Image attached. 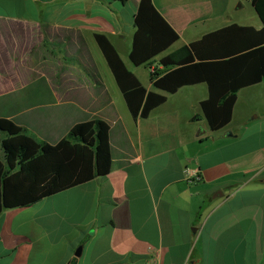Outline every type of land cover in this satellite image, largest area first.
Masks as SVG:
<instances>
[{
	"label": "crops",
	"instance_id": "crops-1",
	"mask_svg": "<svg viewBox=\"0 0 264 264\" xmlns=\"http://www.w3.org/2000/svg\"><path fill=\"white\" fill-rule=\"evenodd\" d=\"M139 3L0 0V119L51 145L100 119L112 159L107 176L0 213V264H264V84L239 90L215 132L205 83L133 120L94 39L152 91L161 58L231 24L260 29L252 2L152 0L178 40L135 67ZM187 168L201 180L188 183Z\"/></svg>",
	"mask_w": 264,
	"mask_h": 264
},
{
	"label": "trees",
	"instance_id": "trees-1",
	"mask_svg": "<svg viewBox=\"0 0 264 264\" xmlns=\"http://www.w3.org/2000/svg\"><path fill=\"white\" fill-rule=\"evenodd\" d=\"M251 2L260 29L231 24L161 58L158 66L165 71L149 74L152 91L125 67L104 35H95L132 119L146 118L166 101V95L184 86L205 83L208 97L200 102L201 111L211 131L223 129L231 120L239 90L264 84V0ZM134 25L129 61L135 67L147 65L178 40L152 0H140ZM0 133V213L29 207L110 172L109 126L100 119L75 124L53 145L10 120L0 119Z\"/></svg>",
	"mask_w": 264,
	"mask_h": 264
},
{
	"label": "built area",
	"instance_id": "built-area-1",
	"mask_svg": "<svg viewBox=\"0 0 264 264\" xmlns=\"http://www.w3.org/2000/svg\"><path fill=\"white\" fill-rule=\"evenodd\" d=\"M185 179L188 183L199 182L201 180V175L197 169H185Z\"/></svg>",
	"mask_w": 264,
	"mask_h": 264
},
{
	"label": "water",
	"instance_id": "water-1",
	"mask_svg": "<svg viewBox=\"0 0 264 264\" xmlns=\"http://www.w3.org/2000/svg\"><path fill=\"white\" fill-rule=\"evenodd\" d=\"M81 249H82V246H81V245L77 247V249H76V251H75V256H76V257H79V256H80Z\"/></svg>",
	"mask_w": 264,
	"mask_h": 264
},
{
	"label": "rangeland",
	"instance_id": "rangeland-1",
	"mask_svg": "<svg viewBox=\"0 0 264 264\" xmlns=\"http://www.w3.org/2000/svg\"><path fill=\"white\" fill-rule=\"evenodd\" d=\"M7 9H9V8H7ZM133 69H135L134 67H132ZM138 70H140V69H138Z\"/></svg>",
	"mask_w": 264,
	"mask_h": 264
}]
</instances>
